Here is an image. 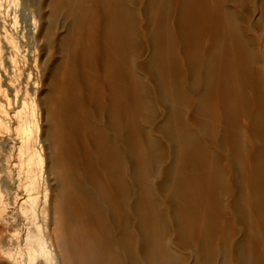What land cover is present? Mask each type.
Masks as SVG:
<instances>
[{
  "label": "bare ground",
  "instance_id": "bare-ground-1",
  "mask_svg": "<svg viewBox=\"0 0 264 264\" xmlns=\"http://www.w3.org/2000/svg\"><path fill=\"white\" fill-rule=\"evenodd\" d=\"M263 128L264 0H0V264H264Z\"/></svg>",
  "mask_w": 264,
  "mask_h": 264
},
{
  "label": "rangeland",
  "instance_id": "rangeland-1",
  "mask_svg": "<svg viewBox=\"0 0 264 264\" xmlns=\"http://www.w3.org/2000/svg\"><path fill=\"white\" fill-rule=\"evenodd\" d=\"M135 1H137V0H135ZM244 7H245V10L246 9L248 10L249 9V4L248 3H245V6ZM260 21H261V19L259 17H257L255 19V22H257V24H260ZM137 47H138V49L142 48V41L141 40L138 41ZM189 84H190L189 86H192L194 84V79H192V77H191V80L189 81ZM261 136H262V140H263L262 146L264 148V128L261 130ZM263 153H264V151H263ZM162 160H163V158L161 156L159 158V161H162ZM236 170H237L236 171V176H237L236 178L240 182L242 180V178H243L242 171H241V165H240V155H237L236 156ZM237 179H236V181H237ZM217 184H218V186H217V192L219 193L220 198L222 199V201L225 202L226 197H227V185H226V183L224 181L221 183V180L220 181H217ZM89 185L92 186L90 183H89ZM240 206H241V208L239 209V211H240V214H241V221L244 223L243 225H245L246 224L245 205L242 206V203L240 202ZM246 211H247V209H246ZM190 244L192 245V243H190ZM246 249L249 250L248 247H246ZM249 251H248V254H250ZM188 264H190V263H188ZM197 264H225V261H223V256H221L218 259V261H215L213 263H212L211 260H208L206 263L205 262L204 263H201L200 262V263H197ZM226 264H235V262L232 261V260H229V262L226 263Z\"/></svg>",
  "mask_w": 264,
  "mask_h": 264
}]
</instances>
